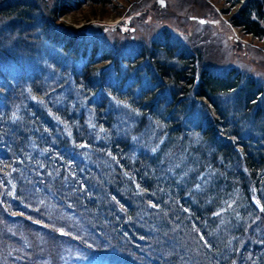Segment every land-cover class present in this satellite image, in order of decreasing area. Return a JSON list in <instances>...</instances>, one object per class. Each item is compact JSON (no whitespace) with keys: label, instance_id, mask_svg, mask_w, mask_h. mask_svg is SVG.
Returning a JSON list of instances; mask_svg holds the SVG:
<instances>
[{"label":"trees","instance_id":"trees-1","mask_svg":"<svg viewBox=\"0 0 264 264\" xmlns=\"http://www.w3.org/2000/svg\"><path fill=\"white\" fill-rule=\"evenodd\" d=\"M221 1L264 41V0ZM113 3L0 0V264H264V86L56 25Z\"/></svg>","mask_w":264,"mask_h":264},{"label":"rangeland","instance_id":"rangeland-1","mask_svg":"<svg viewBox=\"0 0 264 264\" xmlns=\"http://www.w3.org/2000/svg\"><path fill=\"white\" fill-rule=\"evenodd\" d=\"M39 5L43 12L52 7L55 0H28ZM108 10L84 5L82 9L67 13V18L58 20L60 29L68 30L76 35L83 27H88L93 20L99 23H120L117 30H108L103 39L109 43H121L123 49L130 50L134 56L136 51L144 47L166 42L162 31L167 27L172 36L170 43L180 44L173 57L179 54L202 56L204 65L215 72L223 73L238 70L250 75L264 86V41L244 34L231 23L229 14L223 11L224 2L216 0H113ZM63 17V16H62ZM0 48L14 42L6 41L1 35ZM99 37V38H102ZM168 45V43H166ZM158 45V44H157ZM173 45V44H169ZM39 46L47 48L48 43ZM172 47V46H170ZM56 50L57 45L50 44ZM143 48V49H142ZM159 48V47H158ZM58 50V49H57ZM61 51V48H59ZM160 57L166 59L169 51L161 48ZM157 53V52H156Z\"/></svg>","mask_w":264,"mask_h":264},{"label":"water","instance_id":"water-1","mask_svg":"<svg viewBox=\"0 0 264 264\" xmlns=\"http://www.w3.org/2000/svg\"><path fill=\"white\" fill-rule=\"evenodd\" d=\"M122 27L121 24H104V23H92L90 26L80 29V32L86 37H102L103 34L110 30H117L118 28Z\"/></svg>","mask_w":264,"mask_h":264},{"label":"built area","instance_id":"built-area-1","mask_svg":"<svg viewBox=\"0 0 264 264\" xmlns=\"http://www.w3.org/2000/svg\"><path fill=\"white\" fill-rule=\"evenodd\" d=\"M67 16H68V15L63 16V17L59 18L58 20H61V19L63 20L64 18H67ZM92 22H100V21L93 20ZM92 22H90V23H92Z\"/></svg>","mask_w":264,"mask_h":264}]
</instances>
